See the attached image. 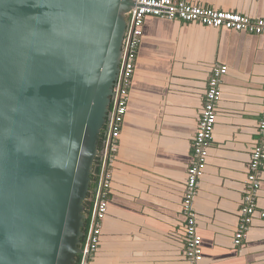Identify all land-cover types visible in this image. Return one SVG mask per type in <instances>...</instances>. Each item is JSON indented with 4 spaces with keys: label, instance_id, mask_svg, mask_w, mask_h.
I'll return each mask as SVG.
<instances>
[{
    "label": "crops",
    "instance_id": "obj_1",
    "mask_svg": "<svg viewBox=\"0 0 264 264\" xmlns=\"http://www.w3.org/2000/svg\"><path fill=\"white\" fill-rule=\"evenodd\" d=\"M264 19V0H185ZM222 81L207 167L194 201L201 264H264V165L257 214L235 243L264 111V36L149 18L112 168L109 208L94 264H188L184 195L209 79Z\"/></svg>",
    "mask_w": 264,
    "mask_h": 264
},
{
    "label": "water",
    "instance_id": "obj_2",
    "mask_svg": "<svg viewBox=\"0 0 264 264\" xmlns=\"http://www.w3.org/2000/svg\"><path fill=\"white\" fill-rule=\"evenodd\" d=\"M135 0H0V264H77Z\"/></svg>",
    "mask_w": 264,
    "mask_h": 264
},
{
    "label": "built area",
    "instance_id": "obj_3",
    "mask_svg": "<svg viewBox=\"0 0 264 264\" xmlns=\"http://www.w3.org/2000/svg\"><path fill=\"white\" fill-rule=\"evenodd\" d=\"M159 18L169 21L197 23L208 28L264 36V19H251L230 11H217L187 3L185 0H135V7L128 15V29L123 42L122 63L114 88L108 129L99 149L100 173L96 182L93 207L87 232L82 243L79 264H94L99 250L103 223L108 214L109 195L112 186V168L115 165L120 135L128 111L129 92L134 77L138 52L147 19ZM228 73L225 65H216L208 83L199 131L193 144V161L188 169L184 195L183 217L185 220V256L188 264H201L204 259L203 238L197 229L194 201L200 180L205 174L209 152L212 147L217 123L218 104L222 96V81ZM260 142L251 156L246 182L247 193L241 209V221L235 243L241 244L254 216L261 189V170L264 165V111L259 123ZM260 215L264 217V213Z\"/></svg>",
    "mask_w": 264,
    "mask_h": 264
},
{
    "label": "trees",
    "instance_id": "obj_4",
    "mask_svg": "<svg viewBox=\"0 0 264 264\" xmlns=\"http://www.w3.org/2000/svg\"><path fill=\"white\" fill-rule=\"evenodd\" d=\"M101 146H102V139L100 140V143H99V149L101 148ZM99 167H100L99 158H97L95 161V164H94V171H93V175H92L93 183H92L91 190H90V193L88 196V200L85 203L86 215H87L86 227L84 229L85 232H87L89 221L91 218L92 207H93V198H94V190H95L96 182L98 180L99 173H100ZM79 260H80V257L77 258V264H79Z\"/></svg>",
    "mask_w": 264,
    "mask_h": 264
}]
</instances>
